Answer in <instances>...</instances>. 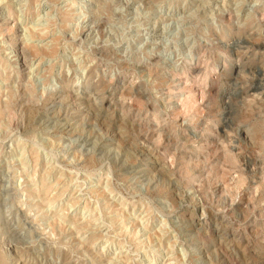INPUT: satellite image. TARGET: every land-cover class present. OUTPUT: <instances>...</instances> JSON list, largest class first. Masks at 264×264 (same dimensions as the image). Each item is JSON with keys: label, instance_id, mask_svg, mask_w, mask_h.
Wrapping results in <instances>:
<instances>
[{"label": "rangeland", "instance_id": "1", "mask_svg": "<svg viewBox=\"0 0 264 264\" xmlns=\"http://www.w3.org/2000/svg\"><path fill=\"white\" fill-rule=\"evenodd\" d=\"M0 264H264V0H0Z\"/></svg>", "mask_w": 264, "mask_h": 264}]
</instances>
